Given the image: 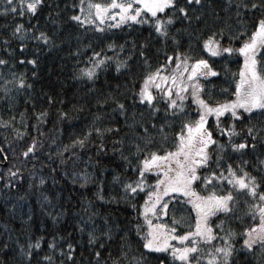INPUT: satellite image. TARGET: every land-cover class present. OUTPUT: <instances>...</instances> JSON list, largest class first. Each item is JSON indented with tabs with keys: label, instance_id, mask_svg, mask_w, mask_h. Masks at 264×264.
Here are the masks:
<instances>
[{
	"label": "trees",
	"instance_id": "obj_1",
	"mask_svg": "<svg viewBox=\"0 0 264 264\" xmlns=\"http://www.w3.org/2000/svg\"><path fill=\"white\" fill-rule=\"evenodd\" d=\"M92 2L103 4L107 0ZM244 2H256L258 7L241 8V16L237 17L236 5ZM4 3L0 0V5ZM88 3L43 0L35 15L0 14V59L8 62L0 65V264H28L20 246L26 249L38 238L41 248L33 251L31 264H38L45 255L53 256L54 264H172L169 253L143 248L147 229L141 213L147 193L153 190L148 186L154 185L156 172L146 171L142 192H128L124 184L134 185L146 155L175 150L183 125L198 119V106L189 95L182 102L183 111L167 107V98H162L155 87L150 88L152 104L141 101L143 79L160 65H164L162 74L170 77L178 54L181 60L187 57L189 64L205 59L218 75L198 77L204 85L201 97L209 104L234 99L233 74L238 78L243 58L236 53L213 57L203 48V40L223 30V36H217L221 45L237 48L244 37H230L242 30L250 33L264 16L260 0H201L200 4L176 0L175 10L165 9L173 15V23L168 26L167 36H161L151 21L99 29L97 18L95 23L73 20ZM179 7L187 10L189 18L178 11ZM157 15L164 17L162 13ZM17 24L29 30L23 40L19 34H12ZM40 32L49 37L47 43L33 38ZM169 56L172 61L166 59ZM32 60L36 63H30ZM95 61L103 62L95 69L94 77L82 76L81 70ZM117 64L121 65L119 70ZM20 79L25 81L23 87L18 84ZM171 83L169 79L162 84L165 92ZM173 93L172 99L181 104L174 89ZM118 104L124 106L123 110ZM239 111L241 118L235 121L225 113L220 117V126L234 123L239 135L232 138L233 142H245L248 147L239 152L225 147L220 153L221 167L231 164L239 174L238 163L247 161L241 166L259 177L264 167L260 164L264 161V112ZM40 113L46 115L38 120ZM206 127L215 140L226 143L227 137L218 133L213 116L208 117ZM249 127L254 129L255 139L248 135ZM33 140L37 142L35 155L23 156ZM77 140H84L83 147L74 143ZM137 145L142 151H137ZM218 150L216 145L208 146L211 159L208 167L198 169L199 175L215 167ZM10 169L16 173L15 178L8 175ZM214 185L215 180L204 190L200 181L193 182V188L202 196L213 191ZM228 187L225 183L224 188ZM215 191L224 194L220 187ZM233 195L237 203L230 205L231 211L217 212L208 223L218 236L229 230L234 233L229 238L234 249L230 264H264V249L254 245L248 250L243 246L244 230L259 222L249 214L253 201L235 192ZM164 197L169 199L168 208L163 210L166 214L149 218L160 217L165 225L176 228V235L188 231L189 224L194 226L196 213L187 203L189 198L180 193ZM173 218L181 224L174 225ZM82 224L86 225L83 233ZM89 231L98 237L97 243L88 244ZM53 238L57 249L65 252L68 243L73 245L71 261L59 251L49 250ZM222 243L219 239L213 241ZM97 251L99 258L95 256Z\"/></svg>",
	"mask_w": 264,
	"mask_h": 264
},
{
	"label": "snow or ice",
	"instance_id": "obj_2",
	"mask_svg": "<svg viewBox=\"0 0 264 264\" xmlns=\"http://www.w3.org/2000/svg\"><path fill=\"white\" fill-rule=\"evenodd\" d=\"M196 4H200L201 0H194ZM188 4L193 3V0H187ZM43 4V0H5L4 5H0V14L7 15L19 14L23 16L25 12L30 15H35ZM83 5V0H81ZM258 4L252 2L250 5L248 2L238 3L236 5V15L241 16L240 9L245 10L257 9ZM259 7L264 9V0H260ZM176 0H107L106 3H93L89 0L87 5V18L84 23H95L96 20L92 17L99 18L103 21L105 18L116 19L117 24L127 21H135L140 24L148 23L151 21L154 30L161 36H167L168 26L173 23V15L166 13L165 9L175 10ZM80 11L83 13L84 8L81 7ZM178 11L187 16V10L184 7H179ZM158 13L164 14V17L158 16ZM150 14V15H149ZM73 20L80 21V16H73ZM243 25V21H238ZM29 31L25 29L22 24H17L13 30V35L19 34L18 38L23 40L25 38V32ZM217 36H223V30L220 32H212L203 40V48L206 49L213 57L220 56L222 53H236L243 58V65L238 73L233 74V87L231 95L234 99L226 100L223 103L216 102L215 104H209L205 99L201 97V92L204 85L200 83L198 77L217 76L208 63V60L197 59L193 63L189 64L187 57L181 60L178 54L175 57L176 69L170 77L164 76L161 69L164 65H160L155 72L148 73L143 79V86L139 91V98L141 101H147L148 104L153 102V94L150 91L151 87H155L163 94L162 98H167L168 105L177 111H183L182 102L190 95L193 102L198 106V119L192 123H185L178 133V141L175 144L174 151H165L163 155H158L156 152H151L144 157L140 162L141 167L138 168L139 176L133 183H125L124 188L126 191L133 194L137 193L139 189L141 192L146 186L147 172H156L157 176L154 185L148 187L153 190L147 193V198L144 201L143 212L141 215L144 217V222L147 226V230L143 233V248L149 249L155 252H166L171 257L172 264H230V259L233 254V245L229 242V238L234 233L229 230L226 235L218 236L213 232V228L209 225L208 219L210 216L215 215L217 212L229 213L231 211L230 205L237 203L233 193L237 196H246L249 200L253 201L249 205V214L253 221L258 218V224H254L251 228L244 230L243 246L248 250H253L254 245H258L260 249H264V190H261L264 186V167L260 168V175H251L241 165H246L247 161H241L238 163L237 169H234L231 164H226L225 167H221V161L223 157L221 152L225 147L230 146L234 151L239 152L242 149L248 147L245 142L235 143L233 137L239 135L235 128V124L221 128L220 117L228 113L233 121L241 118V112L253 113L254 110H261L264 112V16H262L256 23L254 30L250 33L247 30H242L238 33H234L231 38L240 39V46L233 48L230 46H222ZM34 39L43 40L45 43L49 40V37L40 32L38 36H34ZM7 43V41H5ZM96 55H99L96 53ZM167 60L172 61V57H166ZM103 61H95L91 67H87L81 70V75L92 79L95 75V69ZM7 61L0 59V65H7ZM30 63L35 64L36 61L32 60ZM121 67L117 64V70ZM189 67L191 71L189 72ZM185 73L187 77L185 79ZM35 75V73H34ZM171 79V85L168 86L165 92L162 88V84ZM159 81V82H157ZM8 83V81H5ZM18 84L23 87L25 81L23 79L18 80ZM30 87V85H28ZM173 89L175 90L176 97L181 101V104L177 103V99H172ZM190 89V92H189ZM221 91L227 92L228 89H222ZM118 107L123 110V105L118 104ZM46 113H40L38 120L42 119ZM209 116H213L215 119V125L220 135H226L227 141L225 144L219 143L213 138L212 132L206 127ZM97 134L101 133L99 128H96ZM249 136L253 135L254 129L247 128ZM74 143H78L81 147L84 145V140H77ZM209 145H216L219 149L216 152L215 167L210 168L207 174L199 175L198 169L206 168L209 165L211 156L207 151ZM102 147V146H101ZM137 151H142L140 146L137 145ZM254 148L255 145L253 144ZM37 148V142L35 140L22 152V155L28 157L30 154L35 155ZM264 165V161L260 162ZM9 176L15 178L16 173L11 169L8 173ZM83 175V174H82ZM215 180L216 185L213 186V191L208 192L207 195H200L193 188V182L200 181L201 187L207 190L211 181ZM40 183L43 184L44 180L41 179ZM229 187L224 188V184ZM7 186V185H6ZM215 187H220L224 194L218 195L215 191ZM169 193H182L183 196L188 197L187 203L192 205L193 210L196 213L194 226L189 224L188 231L183 232L181 235H173L176 232L175 227H169L165 224H154L149 219V213L156 215L157 205H160L161 215L166 214L163 210L168 208V203L161 204L163 196L169 195ZM102 198V197H101ZM247 203V201H245ZM135 207V205H133ZM172 223L174 225H180L181 220L173 218ZM223 222H221V225ZM86 225L80 226V231H85ZM139 233L140 226H137ZM221 231L223 228L221 227ZM104 235H107L105 233ZM223 241L222 244H213L214 240ZM176 240L181 242L180 247H176L170 244L169 241ZM98 242V237L93 231L88 232V244L92 245ZM187 242V243H185ZM6 248L7 245L5 244ZM49 250L56 252L59 251L61 256H66L69 261L73 258L74 247L71 243L67 244V251L63 249H57L56 240L53 238L49 242ZM103 248L104 245L100 244ZM41 248V239L38 238L35 242H30L27 248L23 245L20 246L21 253L24 258L31 264V258L34 250ZM96 258L100 257V252H95ZM38 264H54L53 256L45 255L42 261H38ZM163 264V261H161Z\"/></svg>",
	"mask_w": 264,
	"mask_h": 264
},
{
	"label": "rangeland",
	"instance_id": "obj_3",
	"mask_svg": "<svg viewBox=\"0 0 264 264\" xmlns=\"http://www.w3.org/2000/svg\"><path fill=\"white\" fill-rule=\"evenodd\" d=\"M87 5L88 4H86V6H84V12L83 13L82 12L80 13L81 19L83 21L87 18V15H86L87 14V11H88ZM95 18L96 17H94V16L92 17V19H95ZM97 19L100 20L99 18H97ZM118 19H119V17H116V19H108V18H105L103 21H101V20L100 21H97L96 27H98L99 29H102L103 27H105L107 25H108V27H114V26H116V27H122V26H124V25H126L128 23L135 22V21H127V22H124V23L117 24V20ZM180 194L183 196L182 193H180ZM185 198H188V197H185ZM162 199H163V201L161 202V204H163L164 202H167V203L169 202V199H167L164 196L162 197ZM157 210L158 211H157L156 215H160V205H157ZM148 215L150 216L152 214L149 213ZM143 219H144V217H143ZM149 219H151L154 224H156V223L164 224V221L161 220L160 217H158V218H149ZM146 229H147V226H146ZM173 235H176V234L173 233ZM169 243L175 245L176 247H180L181 246V242L176 241V240H171V241H169ZM185 243H187V242H185ZM146 250L147 251H151V252H155V251H152V250H149V249H146Z\"/></svg>",
	"mask_w": 264,
	"mask_h": 264
}]
</instances>
